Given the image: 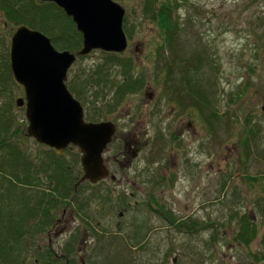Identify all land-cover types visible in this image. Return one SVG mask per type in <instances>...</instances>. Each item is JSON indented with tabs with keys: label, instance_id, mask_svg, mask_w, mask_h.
<instances>
[{
	"label": "rangeland",
	"instance_id": "rangeland-1",
	"mask_svg": "<svg viewBox=\"0 0 264 264\" xmlns=\"http://www.w3.org/2000/svg\"><path fill=\"white\" fill-rule=\"evenodd\" d=\"M115 1L126 10L128 48L115 57L101 49L79 57L67 86L82 103L88 121L118 125V140L106 158L123 146L122 138L138 143L139 155L128 170L133 189L126 201L143 202L150 195L171 219L195 223L189 233V228H175L167 215L148 213L149 239L141 244L126 241V225L137 208L133 206L130 214L126 201L120 202L125 200L120 193L125 180L97 186L85 182L90 219L99 206L93 194L110 188L114 206L106 208L109 216L103 218L117 233L113 264H264V48H259L264 46V0L179 2L173 47L146 0ZM20 26L0 6V127L8 128L6 136L29 161L39 163L53 152L28 135L26 107L17 105L25 89L7 69L12 36ZM126 60L143 83L117 102L110 82H123V69L115 64ZM97 69L99 75L90 78ZM109 73L105 90L103 84L92 86L94 79ZM127 154L131 158V152ZM79 158L80 150L74 147L65 151L63 161L74 170L80 167ZM162 162L164 171L159 168ZM125 208L128 212L120 217ZM243 216L257 230L248 244L238 238Z\"/></svg>",
	"mask_w": 264,
	"mask_h": 264
},
{
	"label": "water",
	"instance_id": "water-1",
	"mask_svg": "<svg viewBox=\"0 0 264 264\" xmlns=\"http://www.w3.org/2000/svg\"><path fill=\"white\" fill-rule=\"evenodd\" d=\"M54 2L71 17L83 36L76 52L59 51L43 32L26 25L12 36L10 60L16 81L25 89L17 105L26 107L27 133L39 143L63 154L70 145L82 154L84 176L92 183L106 178L104 153L116 124L85 119L82 103L67 86L69 70L79 56L96 49L122 53L128 48L124 30L125 8L115 0H41ZM264 110V105L262 106Z\"/></svg>",
	"mask_w": 264,
	"mask_h": 264
},
{
	"label": "flooded vegetation",
	"instance_id": "flooded-vegetation-1",
	"mask_svg": "<svg viewBox=\"0 0 264 264\" xmlns=\"http://www.w3.org/2000/svg\"><path fill=\"white\" fill-rule=\"evenodd\" d=\"M117 132L118 125L116 124V132L109 147L115 142ZM121 141L124 143L123 146H117L115 154H113L112 157L109 156L106 158L104 154V163L109 170V175L97 183H92L89 180L81 182L84 176L82 155L78 162L80 167L73 170L70 164H64L63 156L65 152L64 154H58L54 148H50L37 141L38 144L49 147L52 152L54 151L57 154L56 161L60 163V168L63 167L66 173L70 172L72 176L76 177V180L73 182V187L63 185L62 182L58 185L57 180L52 178L54 168L51 160L52 155H47L46 158L40 159L39 163H35L29 161L28 156L24 154L26 161L29 162L31 167L30 170L32 169V171H34L35 177L36 173L38 174L39 180L27 183L24 178V172L20 167V169L15 172V182L17 185L13 193L15 200L14 204L19 208L24 202L33 205L38 193L47 196V201L53 197V201L56 199L58 203L51 208L50 214L47 217V224L44 228H40L37 231L34 225L28 224L26 232H23V234L19 233L18 237L21 235L23 238L19 248L15 250L18 264H27V259H30V257L31 264H106V261H108L109 264H113L116 262V259H114L115 245H112V243L115 238L114 235L117 233L113 232V223L103 218L106 215L109 216L108 212L107 214L105 212L107 211L106 208L112 210V206H114V204L110 202V188H108L109 186L104 189L101 188L100 191L97 190L96 193L93 194V199L99 201L97 212L95 216L92 217V219H96L94 223V221L90 219L91 213L87 211L90 205V198L86 195L83 185L85 182H89L92 186H97L103 182L109 181L115 183L119 182V179H124L126 184L120 187L122 188L120 193L124 195L121 196L122 198L125 197V200H120V202H125L126 199H129V197L127 198L125 195L129 192V189H133V186L129 185L130 180L128 176L130 173H128V170L131 169L134 160L137 159L139 155V147L138 143L127 139L122 138ZM74 147L77 146L70 145L66 150ZM130 152L132 154L131 158L126 157V155H128L127 153ZM77 161H75V163H77ZM108 164L110 166H108ZM159 166V168L164 171L165 162H162ZM40 167L45 168L43 169ZM44 177H46V180ZM46 181L48 185L45 187L44 182L46 183ZM115 188L116 187H113V190ZM46 192H53V195ZM134 195L135 192L131 190L130 197H134ZM153 199L154 198L149 195L143 202L135 201L132 203L126 201L127 206L131 209L130 214L134 212L133 206L137 208L134 218L126 225V241L129 239L128 241L140 242L139 244H141L149 239L152 229L149 226L148 213L159 215L162 218H165L167 215L161 204ZM60 208H62L61 213L59 211ZM100 210H102V212H100ZM125 212H128L126 208L119 212V216L123 217ZM139 215L141 216L140 219L138 217ZM167 216L170 218L169 220L173 219H171L170 215ZM173 220L174 222H171L175 228L181 231L189 228V233L193 232V221H190L188 224V221H185L183 217H176V219ZM17 227L24 228L21 227L20 224H18ZM119 229L122 231L120 226ZM126 229L124 228V230ZM91 240L93 243L92 246H90ZM25 251H30V257L27 256L28 253L24 254ZM104 258L106 259L105 263L101 261ZM177 261L178 258L175 257L174 262Z\"/></svg>",
	"mask_w": 264,
	"mask_h": 264
},
{
	"label": "trees",
	"instance_id": "trees-1",
	"mask_svg": "<svg viewBox=\"0 0 264 264\" xmlns=\"http://www.w3.org/2000/svg\"><path fill=\"white\" fill-rule=\"evenodd\" d=\"M158 1L146 0V5L153 8V18L161 24L166 40L170 47H173L174 33L178 31L179 27L174 12L179 7L178 3L184 0H163L160 4L157 3ZM1 2V8L5 10L6 14L15 18L17 25H27L43 32L50 37L55 46L63 50L76 52L82 48V34L77 30L73 19L56 3L42 2L40 0H1ZM259 48H264V46ZM110 55L118 56L115 52L110 53ZM115 65L122 67L124 76L122 83L114 80L110 82V89H114L112 100L118 102L119 96L138 90L142 86L143 80L135 78L132 69L130 70V60L117 62ZM7 69L12 77L13 73L9 63H7ZM93 74H98V69L92 75L90 74V78ZM110 74H103L101 75L102 77L98 76L97 79H94L92 86L103 84L102 90H105L109 84L108 76ZM69 85L71 87V80H69ZM86 86H88V82ZM72 90L78 94L80 92L76 88ZM7 129L2 130L0 127V264H18L15 250L19 248L23 238L21 235L18 237L19 233L23 234V232H26L28 224L34 225L37 231L40 228H44L51 208L57 205L58 202L56 199L53 201V197L47 201V196L38 193L33 205L24 202L19 208L14 204L13 193L17 185L15 172L21 167L27 183L39 180V178L37 173L35 177L34 171L30 170L31 167L29 162L26 161L23 151L16 144L11 143L10 138L6 136ZM51 155L54 166L52 178L57 180L58 185L62 182L63 185L73 187L76 177L72 176L70 172L66 173L63 167L60 168V163L56 161L57 154L54 151ZM31 166L33 167L32 164ZM40 168L44 169L45 167ZM49 194L53 195V192ZM18 224L24 228L17 227ZM238 234L241 242L246 244L250 243L256 236L257 230L248 217H242Z\"/></svg>",
	"mask_w": 264,
	"mask_h": 264
}]
</instances>
